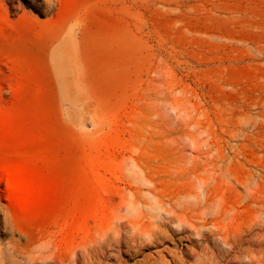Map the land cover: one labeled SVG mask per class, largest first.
Segmentation results:
<instances>
[{
	"label": "rangeland",
	"instance_id": "obj_1",
	"mask_svg": "<svg viewBox=\"0 0 264 264\" xmlns=\"http://www.w3.org/2000/svg\"><path fill=\"white\" fill-rule=\"evenodd\" d=\"M0 264H264V0H0Z\"/></svg>",
	"mask_w": 264,
	"mask_h": 264
}]
</instances>
